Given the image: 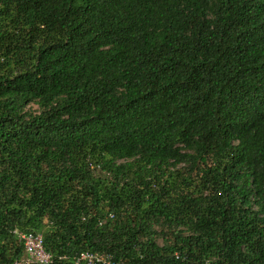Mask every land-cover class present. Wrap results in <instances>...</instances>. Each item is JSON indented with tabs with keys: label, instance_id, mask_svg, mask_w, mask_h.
Masks as SVG:
<instances>
[{
	"label": "trees",
	"instance_id": "1",
	"mask_svg": "<svg viewBox=\"0 0 264 264\" xmlns=\"http://www.w3.org/2000/svg\"><path fill=\"white\" fill-rule=\"evenodd\" d=\"M14 230L264 264V0H0V264Z\"/></svg>",
	"mask_w": 264,
	"mask_h": 264
},
{
	"label": "built area",
	"instance_id": "2",
	"mask_svg": "<svg viewBox=\"0 0 264 264\" xmlns=\"http://www.w3.org/2000/svg\"><path fill=\"white\" fill-rule=\"evenodd\" d=\"M23 247V256L11 264H52V256L45 249L40 233L20 232L14 230ZM72 264H116L109 254L82 251L74 257Z\"/></svg>",
	"mask_w": 264,
	"mask_h": 264
},
{
	"label": "rangeland",
	"instance_id": "3",
	"mask_svg": "<svg viewBox=\"0 0 264 264\" xmlns=\"http://www.w3.org/2000/svg\"><path fill=\"white\" fill-rule=\"evenodd\" d=\"M28 108L30 109V110H37V106L35 105V104H30L29 106H28Z\"/></svg>",
	"mask_w": 264,
	"mask_h": 264
}]
</instances>
